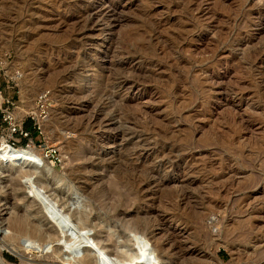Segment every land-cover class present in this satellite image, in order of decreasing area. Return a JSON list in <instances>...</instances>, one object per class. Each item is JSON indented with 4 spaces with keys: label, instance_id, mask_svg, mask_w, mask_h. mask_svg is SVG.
Masks as SVG:
<instances>
[{
    "label": "rangeland",
    "instance_id": "374dc122",
    "mask_svg": "<svg viewBox=\"0 0 264 264\" xmlns=\"http://www.w3.org/2000/svg\"><path fill=\"white\" fill-rule=\"evenodd\" d=\"M44 89L53 169L90 203L71 250L109 232L158 264H264V0H0V90L30 130ZM46 183L0 164L8 264H80Z\"/></svg>",
    "mask_w": 264,
    "mask_h": 264
},
{
    "label": "bare ground",
    "instance_id": "6f19581e",
    "mask_svg": "<svg viewBox=\"0 0 264 264\" xmlns=\"http://www.w3.org/2000/svg\"><path fill=\"white\" fill-rule=\"evenodd\" d=\"M1 141L3 145L0 148V164L3 165L2 163L7 162L6 166H8L9 169L12 170L16 169V171L19 172V174L26 175L32 184L35 182V184L38 185L37 192L42 193V191L46 189V185L48 183V182L46 183V181L48 180L50 181V179L55 180V184L57 185L56 186L57 188L55 190L57 191L56 193L58 194H56L55 192L51 193V195L45 194L42 198L44 201L48 202L49 197L55 195L53 200H51L49 207L53 214L52 217L57 223V225L60 227V230L65 231L66 234L65 243L66 245L69 246V251L66 252L64 250L63 251L61 250L58 252L60 258H62L64 261H70L73 258H76L80 264H117L118 262H119L118 264H158L159 259L155 255L149 256L145 248L139 247V249L133 250L130 247L129 243L120 244V240L118 241L116 239L114 240L115 235L109 232H107L109 237L108 240L112 241L111 242L112 244H114L115 241L117 242L114 244V246H112V248L110 247V249L108 248L109 247L108 245H110L109 243L108 245H106L108 246L107 248L104 247L105 245L103 246V244L101 243L102 245H100L101 247L99 248V250L96 249L97 251H92L88 248H84L83 250H80L81 253L79 254V251L75 249L71 250L72 245L74 246V242L77 240L76 237L79 234H80L79 237H83L85 233L91 230L90 212H89V210H91L90 203L84 200V196L79 190L74 188L73 185L66 183L63 177L54 171L53 162L48 160L42 154L40 149L37 148L41 153L39 152V154L38 153L35 154L36 152L34 153V151L33 152L30 151V148H36V147L15 148L8 142V139L6 140L5 138H3ZM16 149H20V150H16ZM44 183H46V185ZM54 209L57 210L60 216H58V213H56ZM62 220H65V222H63ZM37 223L38 222H36V225ZM63 223H65V225ZM26 224L27 222L22 221L20 222L19 227L16 228H19V230L22 231L24 230V232L26 233L28 232L29 235L36 236L38 238L41 237L40 231L42 230L40 231L37 230L35 226H31L30 229H27ZM102 225L104 224L102 223ZM66 226L69 227L68 230H66L65 228ZM69 229H71V234L68 233ZM107 233L105 234L107 235ZM98 239L99 241H101L100 238ZM99 243L100 242H98L97 245H99ZM11 251L13 254L17 255L18 257L20 256V254L15 250H11ZM116 259H118L117 260L118 262L116 261ZM0 264H8V263H6L0 257Z\"/></svg>",
    "mask_w": 264,
    "mask_h": 264
},
{
    "label": "built area",
    "instance_id": "2783aa9c",
    "mask_svg": "<svg viewBox=\"0 0 264 264\" xmlns=\"http://www.w3.org/2000/svg\"><path fill=\"white\" fill-rule=\"evenodd\" d=\"M53 93L49 89L42 90L36 97L34 108L26 115V119L32 121V130L25 126V119L20 121L16 117L14 103L5 100L0 90V110L3 113V121L9 130V143L17 146L36 147L54 165H62L63 157L57 152L56 147L46 141L45 125L51 115ZM18 147V146H17Z\"/></svg>",
    "mask_w": 264,
    "mask_h": 264
},
{
    "label": "water",
    "instance_id": "95a60500",
    "mask_svg": "<svg viewBox=\"0 0 264 264\" xmlns=\"http://www.w3.org/2000/svg\"><path fill=\"white\" fill-rule=\"evenodd\" d=\"M3 164L6 166L7 162H4ZM13 170H15V172H17L16 169H13ZM17 173H18V172H17ZM31 199L35 202V204L39 207V209H41V203H40V201H39V200H34L33 198H31ZM46 203H47V201H46ZM39 211H41V210H39ZM54 211H55L56 213H58L57 210L54 209ZM58 216H60L59 213H58ZM62 221L65 222V220H62ZM48 223H49V222H48ZM63 224L65 225V223H63ZM65 228H66V230H68L69 227L66 226ZM50 231L53 232V231H54V228H51ZM53 233H54V232H53ZM68 233L71 234V229H69ZM84 247H85V248H88V249H90V250H92V251H97L96 248H95L94 246L90 245V244H85ZM77 251H79V254L81 253V252H80V249H77ZM66 254H67V253H66Z\"/></svg>",
    "mask_w": 264,
    "mask_h": 264
},
{
    "label": "trees",
    "instance_id": "16d2710c",
    "mask_svg": "<svg viewBox=\"0 0 264 264\" xmlns=\"http://www.w3.org/2000/svg\"><path fill=\"white\" fill-rule=\"evenodd\" d=\"M10 259H13V257L12 256H8Z\"/></svg>",
    "mask_w": 264,
    "mask_h": 264
}]
</instances>
